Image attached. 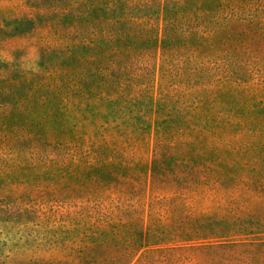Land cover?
I'll list each match as a JSON object with an SVG mask.
<instances>
[{"label": "trees", "instance_id": "obj_1", "mask_svg": "<svg viewBox=\"0 0 264 264\" xmlns=\"http://www.w3.org/2000/svg\"><path fill=\"white\" fill-rule=\"evenodd\" d=\"M35 31L0 61V264H264V0H0V42Z\"/></svg>", "mask_w": 264, "mask_h": 264}, {"label": "rangeland", "instance_id": "obj_2", "mask_svg": "<svg viewBox=\"0 0 264 264\" xmlns=\"http://www.w3.org/2000/svg\"><path fill=\"white\" fill-rule=\"evenodd\" d=\"M16 4V3H13ZM7 6H10L12 4H6ZM37 31L31 33L29 36H21L17 38L14 41L6 40L4 42H0V61H10L13 58V50L15 48H22L23 52L20 54V60H22L28 67H34L35 62L37 61V56L39 54V37L41 35L36 34ZM66 210H64L65 212ZM16 232V234H15ZM16 236L13 241H10V237ZM20 232L17 233V229L13 230L11 228H2L0 227V248H2V251L5 254L10 253L9 248L15 244L17 248V238L20 237ZM5 240V241H4ZM17 252L15 255V258H8L9 261L18 262L21 261L23 258V255L20 252ZM5 259V256L0 257V261ZM7 259V258H6Z\"/></svg>", "mask_w": 264, "mask_h": 264}]
</instances>
